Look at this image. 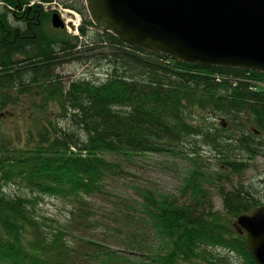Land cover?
<instances>
[{"label": "trees", "instance_id": "obj_1", "mask_svg": "<svg viewBox=\"0 0 264 264\" xmlns=\"http://www.w3.org/2000/svg\"><path fill=\"white\" fill-rule=\"evenodd\" d=\"M53 1L0 0V111L18 97L42 96L71 120L69 128L48 118L38 121L35 137L25 127L26 139L17 132L14 144L1 132L0 264H77L81 259L130 264L131 258L119 260L90 239L78 238L72 247L62 229L49 231L37 217L36 198L4 188L20 184L37 195L83 204L106 177L118 175L117 158L172 153L191 141L217 150L223 173L195 165L185 177L183 195L146 190L139 206H132L154 240L165 245L158 262H211L215 257L206 248L219 247L241 264H257L233 220L264 204V195L241 184L226 189L220 181L243 173L247 159L264 157V73L179 62L124 43L95 27L84 0H56L78 12L81 21L77 33L55 28ZM79 55L105 64V78L62 81L55 67ZM235 148L248 153L247 159L239 160ZM208 183L215 184L222 209H214Z\"/></svg>", "mask_w": 264, "mask_h": 264}, {"label": "rangeland", "instance_id": "obj_2", "mask_svg": "<svg viewBox=\"0 0 264 264\" xmlns=\"http://www.w3.org/2000/svg\"><path fill=\"white\" fill-rule=\"evenodd\" d=\"M50 8H56L60 13L67 24V31L69 28L71 30L74 28L75 25L72 26V24L75 22L78 28L81 21L78 12L63 8L59 3L52 4ZM70 18L72 21L70 20L69 23L67 20ZM88 59L84 55L68 58L58 64L54 72L64 82L77 78L103 80L106 76V65L96 64ZM64 113L54 101L45 104L42 96L18 97V100L9 102L7 107L0 111V137L1 132H4L14 144V137L17 132H20L24 141L25 127L31 128L32 135L35 137L34 125L46 118L59 122L62 127L69 128L71 120L69 116L63 115ZM208 119L214 123L217 121L211 117ZM232 142L235 144L234 141ZM232 151L239 160H246L249 156L244 150L241 151L238 148ZM196 154L199 157H196ZM106 157L113 158L110 155ZM193 159H196V162H193ZM116 160L120 167L118 175L106 177L101 189L85 196L83 204H78L69 198L48 194L37 195L20 184H9L4 190L9 194H22L36 198L34 209L37 217L47 224L46 228L49 231L55 230V227L62 229L65 233L64 237L71 242L72 247L78 238H86L97 242L101 249L112 250L119 260L131 258L130 264H160L158 260L166 251L165 245L154 240L147 225L132 206H139L141 194L146 190L157 194H174L178 197L183 195L185 177L195 165L210 174L223 173L218 166L217 150L210 145L200 142L195 144L191 141L184 142L180 149L172 153H148L131 159L121 157ZM247 160L248 167L243 173L228 174L220 183L226 189L231 188L232 185L241 184L263 197L264 157L256 155ZM206 186L212 196L214 209H222V199L215 184L208 183ZM206 250L215 257L211 262L195 259L178 260L176 264H222L221 262L241 264L240 258L222 248L208 247ZM121 263L129 264L124 261ZM77 264H102V262L99 259H81Z\"/></svg>", "mask_w": 264, "mask_h": 264}, {"label": "water", "instance_id": "obj_3", "mask_svg": "<svg viewBox=\"0 0 264 264\" xmlns=\"http://www.w3.org/2000/svg\"><path fill=\"white\" fill-rule=\"evenodd\" d=\"M84 2L95 27L124 43L179 62L264 73V0ZM51 23L67 26L56 12ZM233 227L257 264H264V204L237 214Z\"/></svg>", "mask_w": 264, "mask_h": 264}, {"label": "flooded vegetation", "instance_id": "obj_4", "mask_svg": "<svg viewBox=\"0 0 264 264\" xmlns=\"http://www.w3.org/2000/svg\"><path fill=\"white\" fill-rule=\"evenodd\" d=\"M52 4H58V3H57L56 0H54V1L52 2ZM52 4H51V5H52ZM51 9L55 10V12L58 13L59 16L61 17V19L65 22V20L62 18V16L60 15V13L57 11L56 8H51ZM55 12H53V13H55ZM77 15H78V14H77ZM65 23H66V22H65ZM51 25H52V23H51ZM65 28H66V25H65Z\"/></svg>", "mask_w": 264, "mask_h": 264}, {"label": "built area", "instance_id": "obj_5", "mask_svg": "<svg viewBox=\"0 0 264 264\" xmlns=\"http://www.w3.org/2000/svg\"><path fill=\"white\" fill-rule=\"evenodd\" d=\"M74 29H75V30H74ZM68 31H70V32H72V33H77V25H75L74 28H73L72 30L69 28Z\"/></svg>", "mask_w": 264, "mask_h": 264}, {"label": "bare ground", "instance_id": "obj_6", "mask_svg": "<svg viewBox=\"0 0 264 264\" xmlns=\"http://www.w3.org/2000/svg\"><path fill=\"white\" fill-rule=\"evenodd\" d=\"M70 20L72 21V19L70 18V19H68L67 21L70 23ZM77 24V22H75L74 24H72V26H74V25H76Z\"/></svg>", "mask_w": 264, "mask_h": 264}]
</instances>
